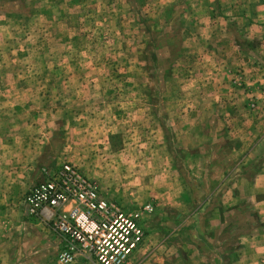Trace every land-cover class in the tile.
Segmentation results:
<instances>
[{
	"label": "rangeland",
	"instance_id": "1",
	"mask_svg": "<svg viewBox=\"0 0 264 264\" xmlns=\"http://www.w3.org/2000/svg\"><path fill=\"white\" fill-rule=\"evenodd\" d=\"M64 162L151 204L125 264H264V0H0V264H93L23 203Z\"/></svg>",
	"mask_w": 264,
	"mask_h": 264
},
{
	"label": "built area",
	"instance_id": "2",
	"mask_svg": "<svg viewBox=\"0 0 264 264\" xmlns=\"http://www.w3.org/2000/svg\"><path fill=\"white\" fill-rule=\"evenodd\" d=\"M23 203L59 234L62 261L71 262L78 254L93 264H125L143 245V216L152 210L149 203L133 207L111 199L69 162L37 179Z\"/></svg>",
	"mask_w": 264,
	"mask_h": 264
}]
</instances>
